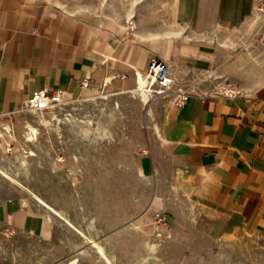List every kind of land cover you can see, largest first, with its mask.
Wrapping results in <instances>:
<instances>
[{
    "label": "crops",
    "instance_id": "1",
    "mask_svg": "<svg viewBox=\"0 0 264 264\" xmlns=\"http://www.w3.org/2000/svg\"><path fill=\"white\" fill-rule=\"evenodd\" d=\"M254 4L175 0L163 29L138 23L127 33L128 9L113 15L107 0L104 12L71 0H0V116L24 110L42 90L65 101L91 91L137 92L153 58L169 64L174 81L187 67L226 62L221 31L251 24ZM196 91L183 106L167 98L154 104L157 130L138 159L153 185L151 209L164 214L174 237H264V82L234 96ZM10 231L46 238L51 218L9 198L0 201V233Z\"/></svg>",
    "mask_w": 264,
    "mask_h": 264
},
{
    "label": "rangeland",
    "instance_id": "2",
    "mask_svg": "<svg viewBox=\"0 0 264 264\" xmlns=\"http://www.w3.org/2000/svg\"><path fill=\"white\" fill-rule=\"evenodd\" d=\"M71 1L105 9V0ZM107 4L113 15L128 9L122 27L133 33L138 23L163 29L175 0ZM221 33L229 59L184 67L174 88L239 91L264 82V36H254L251 24ZM155 103L143 91L102 90L0 116V201L24 198L51 218L46 238L0 233V264H264V237H174L164 214L151 209L153 185L138 159L157 130Z\"/></svg>",
    "mask_w": 264,
    "mask_h": 264
},
{
    "label": "built area",
    "instance_id": "3",
    "mask_svg": "<svg viewBox=\"0 0 264 264\" xmlns=\"http://www.w3.org/2000/svg\"><path fill=\"white\" fill-rule=\"evenodd\" d=\"M252 28L254 30V36H264V0H255L252 20ZM148 82L141 86L138 91H143L150 96L152 102L167 98L171 104L183 106L188 99L197 91L190 88H174L173 80L171 77V69L169 64L160 58H153L147 69ZM165 84L166 86H158V84ZM84 88L90 86L89 78L83 81ZM227 96H234L238 91L234 89H227L221 91ZM60 94L51 95L48 90H42L38 92L26 105L25 108L44 109L58 102L65 100L61 99ZM167 224V222H165ZM13 231H10V235Z\"/></svg>",
    "mask_w": 264,
    "mask_h": 264
},
{
    "label": "bare ground",
    "instance_id": "4",
    "mask_svg": "<svg viewBox=\"0 0 264 264\" xmlns=\"http://www.w3.org/2000/svg\"><path fill=\"white\" fill-rule=\"evenodd\" d=\"M100 248H101V252H103V253H104V248H103L102 246H101Z\"/></svg>",
    "mask_w": 264,
    "mask_h": 264
}]
</instances>
